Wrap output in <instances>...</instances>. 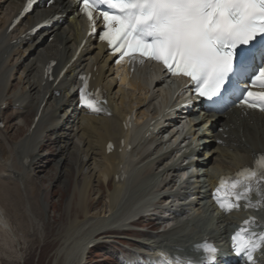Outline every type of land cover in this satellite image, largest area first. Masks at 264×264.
Returning a JSON list of instances; mask_svg holds the SVG:
<instances>
[{
	"label": "bare ground",
	"instance_id": "obj_1",
	"mask_svg": "<svg viewBox=\"0 0 264 264\" xmlns=\"http://www.w3.org/2000/svg\"><path fill=\"white\" fill-rule=\"evenodd\" d=\"M21 4L22 0H0V123L10 102L11 108L20 118H23L22 122H25L26 116L32 114L30 125L41 105L45 103V106L34 130L30 132L29 125L21 141L9 146L2 138L6 130L0 131V182L11 181L13 183L11 186L15 185L22 191L26 198L25 214L32 211L29 195L33 192L31 193L28 182L34 176L37 168L35 166L41 159L40 156H45L40 153L47 141L39 137L43 135L42 133H53L57 135L53 144L62 143L57 154L64 158L63 161L67 163L69 169L74 167V171L81 178L79 185L77 186V182L75 184L81 197H87L93 185L100 189L103 184L106 189V196H104L109 208L106 216L100 214L102 217L97 215L91 218L88 213H85L80 220H76L67 227L64 243L74 241L66 254L67 264H86V261L83 263L81 261L89 253V245L96 247L101 244L103 246L113 244L116 237L112 236V233L122 235L124 231H128L126 227L130 225L131 218L138 215L140 219L151 216L149 213L160 211L165 206L182 212L181 217L174 218L173 228L170 231L148 233L144 240L137 242L138 247H134L135 250L150 257L156 256L157 249L180 253L182 249L190 250L192 244L203 236L212 237L215 242H221L220 245L223 246L224 234L230 232L235 219L240 220L242 216L233 215L224 218L214 215L213 207L208 201L209 189L215 184L217 176L232 173L243 165L251 166L252 153L264 152V118L258 121L255 116L253 118L255 126L247 123L251 120V116L248 119H242L238 112L222 116L215 115L211 122L203 117L202 122L197 121L190 126L189 133L192 134V138L188 146L184 148V153L181 154L178 148L173 147L175 141H171L175 133H168L174 121L167 119L166 124L163 125L156 119L157 117L151 116L154 99L157 98L159 90L155 89L151 92V88L127 82L124 79L120 81L124 88L115 89L116 81L112 71H105L108 58L102 54L101 50L94 54L90 49H85L81 52L79 61H76L69 69L65 79L55 87L53 83L43 86L42 66L48 60H54L56 61L55 70L59 72L69 61L78 40V26L69 25L68 28H62L65 19L40 36L16 41L17 36L14 34L19 28L10 34H7V29L11 18ZM5 6L6 11L2 13ZM52 8L40 9L29 16L22 31L31 28L52 12L63 13ZM51 35L54 36L53 42L43 47V43ZM25 44L27 46L22 49ZM23 65L24 69L18 77V82L25 87L21 85L19 92L8 94L13 74ZM81 71L90 72L95 78L93 82L95 87L101 86L105 90L109 96V106L113 107L112 117L96 119L89 115H82L75 108L77 104L74 91L75 74ZM125 86L132 92L128 93ZM135 92L141 97L136 96ZM57 93H60L59 98L56 97ZM148 97L152 100L149 105L146 101ZM2 106L4 108L1 111ZM59 111H63V114L56 120ZM132 111H136L135 116L141 118V121L150 116L149 122L153 121V124L147 128L151 129L150 137L142 136L129 143V137L124 132L121 122L122 116ZM61 117L62 123L59 122ZM217 123H220L218 127L222 128V131L211 134V130L208 131L207 128H214ZM59 131L60 134H58ZM155 131H157L156 134H154ZM163 134L168 135L170 139L164 141ZM121 138L125 140L126 146L128 144L132 146L129 153L124 152V148L121 149V154L117 153ZM219 140L225 146L215 147L214 143ZM108 142H112L115 147V151L110 155H106ZM188 157H201L199 160L196 159L195 172L198 175L194 176L191 183H186L187 186L175 195L179 199L178 203L170 198L175 192L172 189L176 184V174L179 173L178 164ZM26 160H29L27 164H25ZM68 161L73 164L72 167ZM120 172L123 179L121 182H116L115 177ZM5 184L7 185L6 182ZM5 217L0 211V231L14 238L13 230ZM89 227H91L90 230L85 233ZM107 239L111 242H107ZM129 241L134 240L129 239ZM133 252L134 250L129 251V254ZM131 256H128L129 260L133 261L134 257ZM261 258H264V252L255 264H264Z\"/></svg>",
	"mask_w": 264,
	"mask_h": 264
},
{
	"label": "snow or ice",
	"instance_id": "obj_2",
	"mask_svg": "<svg viewBox=\"0 0 264 264\" xmlns=\"http://www.w3.org/2000/svg\"><path fill=\"white\" fill-rule=\"evenodd\" d=\"M33 3L28 0L23 14ZM77 4V14L82 13L92 28L90 35H97L118 57L115 63L125 58L130 64L155 62L172 77L188 78L192 91L217 110L233 103L264 112V0H77ZM17 23L19 18L12 26ZM81 80L80 104L92 113H107L100 92L88 90L87 77ZM112 148L109 144L108 150ZM226 180L231 181L228 187ZM222 190L224 196L219 197ZM253 193L256 204L251 202ZM214 196L226 212L241 201L249 208L264 206V156L255 169L222 178ZM258 226L264 228V223ZM195 249L204 253L198 262L162 252L161 264H217V249L210 242ZM232 249L255 264L254 254L264 250V232L241 228L232 236Z\"/></svg>",
	"mask_w": 264,
	"mask_h": 264
},
{
	"label": "rangeland",
	"instance_id": "obj_3",
	"mask_svg": "<svg viewBox=\"0 0 264 264\" xmlns=\"http://www.w3.org/2000/svg\"><path fill=\"white\" fill-rule=\"evenodd\" d=\"M23 69L24 65L13 74L11 82L9 81L11 86L8 94L20 91L22 84H19L18 77ZM22 87H25V85H22ZM11 104L10 102V106L3 116L6 132L2 135L9 146L19 141L24 131L27 132L26 128L32 116V114L26 116L25 122H22L23 118H20L17 112L11 108ZM63 111H59V113H63ZM243 127L245 128V125ZM2 130L3 128L0 129V131ZM48 134L50 133L41 136L42 139L44 138L47 141L40 153L45 156H40L41 159L37 161L35 166L37 167L36 174L34 173L33 178L28 182L29 184L27 183L32 190L31 193L33 192L32 195H29V202L32 206V211L29 214L24 212L26 198L22 191L15 185L11 186L13 184L11 181H5L7 185L4 181L0 182V211H2L4 217L6 216L5 218L13 230L12 233H14V238H11L10 235L0 231V264H67L66 254L68 248L74 242L64 243L67 227L71 226L76 220H80L85 213H88L91 218L97 215L102 217L100 214L105 216L108 214L107 209L109 211V208L105 198V186L102 184V189H99L98 186L93 185L87 197L82 198L75 188L76 182L78 186L81 178L74 171V167L69 169L67 163L63 161L64 158L57 154L62 145L61 142L53 144V140L57 135ZM55 154L57 156H54ZM68 164L70 167L73 166L70 161H68ZM165 223L155 226V222L149 224L147 218L139 220L135 227H131L134 231L127 233L128 238L134 239V241L128 242L129 245L138 247L136 246L137 242L144 240L149 235L151 225L155 227L150 232L166 230ZM172 224V222H167L166 225L171 226ZM90 228H87L85 233ZM112 236L116 237L115 242H113L114 246H112L113 244L98 245L89 250V253L81 262L86 261V264L123 263L122 261L125 258L131 256L129 251V255L127 254L125 245L117 244L121 242L120 239L123 238L121 237L123 235L112 233ZM106 241L111 242L108 239ZM261 260L264 262V258H261Z\"/></svg>",
	"mask_w": 264,
	"mask_h": 264
}]
</instances>
